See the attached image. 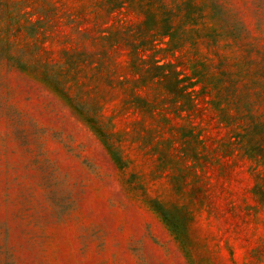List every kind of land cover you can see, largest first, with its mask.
Wrapping results in <instances>:
<instances>
[{"label": "rangeland", "instance_id": "rangeland-1", "mask_svg": "<svg viewBox=\"0 0 264 264\" xmlns=\"http://www.w3.org/2000/svg\"><path fill=\"white\" fill-rule=\"evenodd\" d=\"M0 264H264V0H0Z\"/></svg>", "mask_w": 264, "mask_h": 264}]
</instances>
